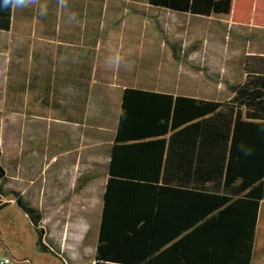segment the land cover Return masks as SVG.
<instances>
[{
	"label": "crops",
	"instance_id": "0c3cea01",
	"mask_svg": "<svg viewBox=\"0 0 264 264\" xmlns=\"http://www.w3.org/2000/svg\"><path fill=\"white\" fill-rule=\"evenodd\" d=\"M152 10L239 29L242 49L263 55L264 0H37L11 9L0 28V136L17 132L18 170L35 193L49 187L65 200L77 188L82 212L95 193L99 222L123 90L201 98L170 90L169 74L154 71ZM134 158L160 155L146 147Z\"/></svg>",
	"mask_w": 264,
	"mask_h": 264
},
{
	"label": "trees",
	"instance_id": "16d2710c",
	"mask_svg": "<svg viewBox=\"0 0 264 264\" xmlns=\"http://www.w3.org/2000/svg\"><path fill=\"white\" fill-rule=\"evenodd\" d=\"M1 14L8 28L11 8ZM244 74L223 101L123 90L93 264H251L264 200V55ZM146 147L159 162L134 158ZM5 177L0 151V209ZM17 203L38 227L39 210Z\"/></svg>",
	"mask_w": 264,
	"mask_h": 264
},
{
	"label": "rangeland",
	"instance_id": "374dc122",
	"mask_svg": "<svg viewBox=\"0 0 264 264\" xmlns=\"http://www.w3.org/2000/svg\"><path fill=\"white\" fill-rule=\"evenodd\" d=\"M150 14L154 18L150 30L154 71L169 74L170 90L211 100L230 99L233 88L245 79L246 60L251 55H259L242 49L241 31L217 21L198 20L174 12L165 14L152 10ZM161 60L164 68L157 67ZM10 136H0L2 163L7 172L2 181V201L6 205L0 209V261L8 259L7 264H93L99 227L97 195H85V211L82 212V197L77 188L65 200L63 196L51 195L49 187H45L43 193H35L31 189L33 184L22 179L24 175L18 170L21 153L18 155L17 132ZM26 150L27 147L21 160L27 157ZM18 198L39 210L42 219L38 227L21 209ZM262 202L251 264H264V200ZM67 205L68 208H64ZM40 233L48 250L39 244Z\"/></svg>",
	"mask_w": 264,
	"mask_h": 264
},
{
	"label": "clouds",
	"instance_id": "9594fccd",
	"mask_svg": "<svg viewBox=\"0 0 264 264\" xmlns=\"http://www.w3.org/2000/svg\"><path fill=\"white\" fill-rule=\"evenodd\" d=\"M37 0H2V5L0 7H3L4 9H16V8H22L27 7L28 4H35ZM43 11V6H42Z\"/></svg>",
	"mask_w": 264,
	"mask_h": 264
},
{
	"label": "built area",
	"instance_id": "2783aa9c",
	"mask_svg": "<svg viewBox=\"0 0 264 264\" xmlns=\"http://www.w3.org/2000/svg\"><path fill=\"white\" fill-rule=\"evenodd\" d=\"M2 264H7L8 262H9V260L8 259H3V260H1L0 261Z\"/></svg>",
	"mask_w": 264,
	"mask_h": 264
}]
</instances>
